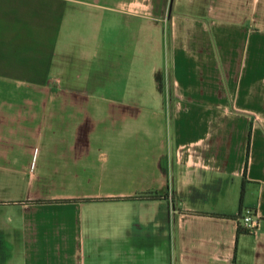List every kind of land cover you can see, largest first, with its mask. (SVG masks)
I'll return each instance as SVG.
<instances>
[{"label":"crops","instance_id":"obj_1","mask_svg":"<svg viewBox=\"0 0 264 264\" xmlns=\"http://www.w3.org/2000/svg\"><path fill=\"white\" fill-rule=\"evenodd\" d=\"M169 1L0 0V264H264V0Z\"/></svg>","mask_w":264,"mask_h":264},{"label":"rangeland","instance_id":"obj_2","mask_svg":"<svg viewBox=\"0 0 264 264\" xmlns=\"http://www.w3.org/2000/svg\"><path fill=\"white\" fill-rule=\"evenodd\" d=\"M154 6V5H153ZM164 6V10L166 9V17H163L160 24H161V36L160 41L162 46L166 45L167 46V35L169 32V26H170V19H169V13L172 12V14H183V13H190V12H194V13H209L208 11V6L209 4H203L201 3L199 0H196L195 3H193L192 5H187V4H174L172 0L169 1V4L163 5ZM191 6V8H190ZM155 24L158 23L157 21L154 22ZM206 23L209 24V29H212L211 23L212 21H206ZM155 28H157V25H155ZM163 29H165L164 33H163ZM157 31V29L155 30ZM158 32V31H157ZM164 34V36H163ZM166 35V36H165ZM146 81L142 84L141 82H137V79L135 78H130L129 82L126 86L125 92L124 94H122V96H125L126 99H124L123 101H115V102H123L124 104H128V105H132V106H143V107H152L154 102H156L154 100V85L150 82L148 76L146 75ZM46 88L47 91H53L55 90V83H54V79L50 78L49 81L46 83ZM121 86V87H124ZM143 88V93L142 95L145 98L139 99L141 94L137 93V91H140L138 89ZM122 89V88H121ZM28 188L26 186V181L22 178L21 175L17 174V173H12L11 171H9V173H5L2 170H0V195H7V196H13L15 198H22L24 196V194L27 192ZM72 189L68 188V190H66V192H71ZM72 193V192H71ZM60 202V201H58ZM63 202H71V201H63ZM95 205V204H94ZM92 206L91 208H87L88 205H85L82 213L84 215V217H87V215L93 214L95 216H97L99 218L100 216H105L108 217L110 214L115 215L116 214V208H111L110 206H108L107 209H104L105 205L100 204L99 207ZM104 209V210H103ZM102 219H104L103 217H101ZM16 263H18V261H16Z\"/></svg>","mask_w":264,"mask_h":264},{"label":"built area","instance_id":"obj_3","mask_svg":"<svg viewBox=\"0 0 264 264\" xmlns=\"http://www.w3.org/2000/svg\"><path fill=\"white\" fill-rule=\"evenodd\" d=\"M262 222L261 216L253 211L246 210L240 214V224L249 231H256Z\"/></svg>","mask_w":264,"mask_h":264},{"label":"trees","instance_id":"obj_4","mask_svg":"<svg viewBox=\"0 0 264 264\" xmlns=\"http://www.w3.org/2000/svg\"><path fill=\"white\" fill-rule=\"evenodd\" d=\"M161 196L156 193V192H145V193H140L136 196L130 197V199H146V200H153L156 198H160ZM90 201H95L94 199L90 200Z\"/></svg>","mask_w":264,"mask_h":264}]
</instances>
